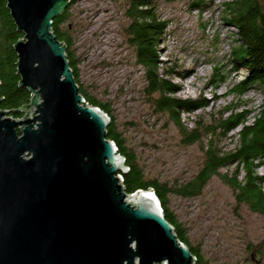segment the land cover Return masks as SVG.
Instances as JSON below:
<instances>
[{"label": "water", "instance_id": "1", "mask_svg": "<svg viewBox=\"0 0 264 264\" xmlns=\"http://www.w3.org/2000/svg\"><path fill=\"white\" fill-rule=\"evenodd\" d=\"M71 1L7 0L31 100L0 109V264H196L155 191H126L111 119L85 104L52 29Z\"/></svg>", "mask_w": 264, "mask_h": 264}, {"label": "rangeland", "instance_id": "2", "mask_svg": "<svg viewBox=\"0 0 264 264\" xmlns=\"http://www.w3.org/2000/svg\"><path fill=\"white\" fill-rule=\"evenodd\" d=\"M224 1L160 0L159 4V15L168 22L160 73L174 67L186 75L181 78L176 71L166 76L178 86L172 96L211 101L209 107L181 113L187 131L201 129V140L193 144L184 142L180 127L156 108L154 96L146 90L144 68L127 33L128 0H72L68 6V20L61 28L70 37L80 84L109 104L116 129L136 153L147 178L170 185L189 181L203 166L208 141L223 152L239 144L241 127L226 136H220L219 129L211 136L205 127L218 124L231 111L257 113L263 102V94L256 90L241 99L228 94L245 73L231 70L230 57L238 42L236 29L223 20ZM216 65L228 75L224 84L212 82ZM235 168H222L221 173L230 177ZM256 172L264 176V165ZM243 175L240 170L238 178ZM170 208L191 244L202 252L204 264H264V214L238 204L235 189L220 176H214L198 196L171 195Z\"/></svg>", "mask_w": 264, "mask_h": 264}, {"label": "trees", "instance_id": "3", "mask_svg": "<svg viewBox=\"0 0 264 264\" xmlns=\"http://www.w3.org/2000/svg\"><path fill=\"white\" fill-rule=\"evenodd\" d=\"M160 0H128L126 16L130 20L127 28L130 44L135 49L136 60L144 68L147 82L146 90L154 96V105L159 111L168 113L180 127L184 142L193 144L201 140L199 126L187 131L181 123V113H192L209 107L211 101L204 97L196 99H178L172 94L178 91V86L166 78L177 69L163 68L160 73L161 45L164 44L168 22L159 15ZM200 6V5H199ZM223 20L236 29L237 46L232 50L230 63L233 69L245 73L228 94L239 99L251 90H256L264 96V0H227L222 3ZM68 9L53 21V32L67 46V58L73 69L74 78L85 98V103L104 110L111 119L107 127L108 138L115 142L118 152L126 159L127 172H120L128 193L136 190L153 189L160 200L166 219L175 227L178 238L184 242L196 256V264H204L202 252L190 242L188 233L184 230L176 215L170 208L171 195L195 197L202 193L214 176H220L236 191L238 204H246L252 211L264 214V176L257 174L259 165H264V99L256 113L250 109L232 112L216 125L206 126L207 134L211 136L219 129L220 136L241 127L239 144L233 151L223 152L208 141L204 150L205 161L199 172L189 181L178 185H170L167 181L157 178H147L139 163L136 153L128 147L125 138L115 127V118L109 104L89 93L80 84L78 63L71 51L70 37L61 28L68 20ZM24 36L7 8V0H0V104L1 110L20 109L30 103L31 93L27 87L20 86L21 76L18 72V55L15 43ZM178 76L185 78L184 72L177 71ZM228 78L223 73L222 66L216 65L212 82L224 84ZM217 98V97H215ZM28 106V105H27ZM26 106V107H27ZM231 108V107H227ZM252 114L253 121L249 122ZM24 111H11V116L20 118ZM216 126V127H215ZM235 165L232 176L222 174L221 169ZM241 168V169H240ZM240 170L244 175L239 179Z\"/></svg>", "mask_w": 264, "mask_h": 264}, {"label": "built area", "instance_id": "4", "mask_svg": "<svg viewBox=\"0 0 264 264\" xmlns=\"http://www.w3.org/2000/svg\"><path fill=\"white\" fill-rule=\"evenodd\" d=\"M86 104V103H85ZM21 118V117H20ZM113 143L115 144V142L113 141ZM116 145V144H115ZM117 148V147H116ZM120 176L122 177V181H123V176L120 174Z\"/></svg>", "mask_w": 264, "mask_h": 264}, {"label": "bare ground", "instance_id": "5", "mask_svg": "<svg viewBox=\"0 0 264 264\" xmlns=\"http://www.w3.org/2000/svg\"><path fill=\"white\" fill-rule=\"evenodd\" d=\"M133 198H134V196H131V198H130V199H131V200H133Z\"/></svg>", "mask_w": 264, "mask_h": 264}]
</instances>
